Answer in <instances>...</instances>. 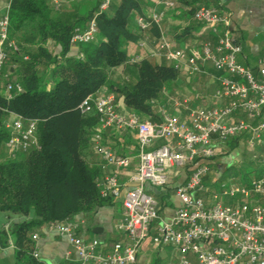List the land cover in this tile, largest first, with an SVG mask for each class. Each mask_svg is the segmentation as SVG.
Here are the masks:
<instances>
[{
  "label": "built area",
  "instance_id": "built-area-1",
  "mask_svg": "<svg viewBox=\"0 0 264 264\" xmlns=\"http://www.w3.org/2000/svg\"><path fill=\"white\" fill-rule=\"evenodd\" d=\"M179 0H158L160 11L139 16L136 26L143 37L138 42L144 48L151 41L150 30L159 27L167 11L175 9ZM56 7L59 0H52ZM110 0H102L100 11L108 8ZM11 0L0 10V81L10 49L18 51L9 39V8ZM194 19L216 37V41H204L199 49H177L163 35L154 39L153 57L165 59L178 72L189 77L204 74L205 66L218 73L215 101L222 106L204 108L191 106L183 98L177 106L187 113V119L166 116L159 123L143 121L137 116L126 120L116 111L115 96H87L78 109L81 114L96 112L100 128L127 127L135 131L138 145V168L132 178L135 187L122 198V219L117 229L125 240L110 245L94 239L85 243L77 234V223L66 218L55 222L52 228L66 239L78 264H135L142 242L149 236L152 225L160 222L157 243L171 246L177 251L176 264H264V171L245 181L217 180L211 183L206 177L211 172L215 157L213 139L225 144L233 138L248 135V146L254 148L264 135V65L254 74L242 66L237 56L242 52L228 31L229 19L219 8L201 6L194 12ZM98 29L96 17L84 28L76 27L70 38L71 48L95 41ZM78 57H82L78 53ZM27 60V56L24 57ZM139 60L135 56L129 63ZM21 88L7 82L3 94L8 99L12 91ZM5 123L9 131L6 143L8 152L25 153L36 145V121L12 114ZM157 145V143H159ZM92 147L99 157L101 169L129 167V160L114 154L94 135ZM188 168L184 184L175 189L181 206L168 221H161L158 203L145 190V185L164 188L175 169ZM102 199H117L121 187L114 172L96 180ZM10 226H4L8 231ZM37 239L36 235L32 237ZM4 247L0 242V251ZM38 258V253L33 252Z\"/></svg>",
  "mask_w": 264,
  "mask_h": 264
},
{
  "label": "trees",
  "instance_id": "trees-1",
  "mask_svg": "<svg viewBox=\"0 0 264 264\" xmlns=\"http://www.w3.org/2000/svg\"><path fill=\"white\" fill-rule=\"evenodd\" d=\"M59 1L56 7L52 0H11L9 8V39L18 51H8L3 72L6 82L18 85L21 91L14 89L9 99L0 91V212L31 219L8 231L3 228L0 242L7 247V237L12 235L16 256L25 257L27 264H39L33 257L30 237L34 228L71 219L101 204L95 173L83 158V150L91 145L98 125V115L94 111L81 114L78 106L82 100L106 87L115 101L122 98L139 118L159 123L161 114H155L154 108H166L165 93H174L179 77L163 58L129 63L132 47L138 46L143 37L137 26V32L130 30L133 12L139 10L146 15L144 8L149 9L153 0H110L104 11L99 9L102 0H95L84 14L65 12ZM217 5V0H179L175 9H187L183 32L190 34L202 25L194 19L197 8ZM93 17L98 29L95 41L79 45L72 55L73 30L84 28ZM55 46L58 49L54 52ZM118 68L123 78L112 80L111 73ZM44 70L50 71L49 89L44 88ZM12 114L36 121V145L3 160L10 136L5 123L12 121ZM247 139L246 134L233 138L227 142L228 148H236ZM259 150L263 159L264 146ZM260 167L245 173L234 169L230 175L233 181H245L259 176L264 165Z\"/></svg>",
  "mask_w": 264,
  "mask_h": 264
},
{
  "label": "crops",
  "instance_id": "crops-1",
  "mask_svg": "<svg viewBox=\"0 0 264 264\" xmlns=\"http://www.w3.org/2000/svg\"><path fill=\"white\" fill-rule=\"evenodd\" d=\"M6 2L7 0H0V10L4 9ZM152 2L154 6L146 12V15L153 11L157 12L161 10L158 0H153ZM217 3L216 8H219L229 19L228 31L231 37L242 48V52L237 56L238 62L242 66L249 68L254 74H257L259 67L264 65V0H217ZM89 8L88 2L83 0H61V9L65 12L84 14ZM186 11L185 7L178 6L174 11L166 13L160 26L150 30L151 41L147 43L146 48L141 49L136 46L133 56H138L139 60L141 58L159 60V57L152 56V51L155 49L154 39H157L159 35H163L175 48L186 51L199 49L201 43L207 40L215 42L216 37L202 25L198 29L192 30L190 34L183 32V29L187 26ZM57 49L58 47L55 46L53 51L55 52ZM75 51V49L71 48L72 55L75 54ZM204 68L206 71L204 74L193 77L192 81L199 82L196 84V90L192 89L193 92L185 93L182 88L176 87L174 91L175 95L165 93L167 96V106L164 109L155 107V114H161L162 120L166 116H177L182 120H186L187 113L177 106V102L183 98L188 99L191 106L211 108L224 105V101H215L213 97L217 88L215 78L218 76V73L210 65ZM179 76V78L181 76L186 77L188 80L191 78L182 71L179 72ZM122 78L123 74L120 68L113 70L111 73L112 80H120ZM42 79L44 81V88L49 89L52 82L49 70H44ZM6 80L7 77L3 72L0 81L2 83L0 84V91L3 90ZM11 80H16L15 74L11 75ZM107 94H110V92L104 87L89 96L96 98ZM115 106L117 113L126 120L132 116L139 118L138 115L125 106L122 98H116ZM140 119L149 121L146 118L140 117ZM94 135H99L101 144L111 149L114 154L127 158L130 163L129 167L102 170L99 157L95 154L92 147ZM93 136L91 137V145L83 150V158L87 166L95 173V180L101 179L107 173L114 172L121 187V195L117 199H102L100 206L96 207L93 211L79 213L71 219L77 223V234L83 242L89 243L96 239L101 244L110 245L114 241L125 240V236L117 229V226L122 219L123 195L126 191L135 187L132 178L136 175L138 168V145L134 130L127 127L121 129L114 127L102 129L99 126V119ZM247 141L248 139L240 141L239 145L249 147ZM227 142L221 144L215 138L213 139L215 157L211 163V172L206 177L208 183L221 180L220 177L226 173L227 167L225 168L223 165L222 156L229 149ZM261 145L264 146V135L256 146L259 147ZM261 154L260 152V156ZM188 172V168L172 170L169 183L164 188H154L150 185H145V190L153 195L158 203L161 221L170 220L175 210L181 206L180 200L175 195V189L177 186L185 183ZM30 219L31 216L25 217L0 212V231L7 224L12 227ZM159 224L160 222L158 221L152 225L149 236L142 242L138 250L135 264H176L178 257L176 249L157 243L156 238ZM33 235L37 236L36 240L32 238ZM30 237L34 247L33 252L38 253L36 260L39 264H78L76 256L66 239L58 235L51 224H43L34 228ZM14 240L15 238L12 235L7 237L8 246L0 251V264H27L25 257L22 255L20 257L16 256Z\"/></svg>",
  "mask_w": 264,
  "mask_h": 264
},
{
  "label": "rangeland",
  "instance_id": "rangeland-1",
  "mask_svg": "<svg viewBox=\"0 0 264 264\" xmlns=\"http://www.w3.org/2000/svg\"><path fill=\"white\" fill-rule=\"evenodd\" d=\"M83 1L88 2V5L90 8L93 6V4L95 2V0H83ZM148 8L149 9L144 8L145 13L148 12V10H151L153 8V4H150V6ZM133 13L134 14H133V18L131 20L130 30L133 32H137L136 31V19L139 16H143L144 13L140 14L141 12L139 10L135 11ZM135 46H136V44H134V46L132 47L133 52H131V55H130L131 57L135 54L134 53V49H135L134 47ZM131 57L129 59H131ZM143 57H145V55H143ZM150 61H153V60H150ZM179 77L176 81V87L182 88L185 91V93L193 92L192 89H195V90L197 89L196 84L199 82L196 83L195 81H192L193 77H191L189 80L186 77H182V76H181V78H179ZM0 84H2V83H0ZM174 91H175V89H174ZM35 140H36V138H35ZM239 146H241V147L238 148V146H237L236 148L227 149V151L224 152V155L222 156L223 165L225 166V168L232 166V169L228 173H225V177H220L221 179L228 177L227 180L233 181L234 177H231L230 173L232 174L234 169L235 170L237 169V170L245 173V172L252 171L253 168L258 169L260 166L262 167L264 165V158L260 159V152H259L258 146H255L254 148L244 147V146L242 147V145H239ZM14 154H16V153L7 151L3 155L2 159L4 160L6 158H11L12 156H14ZM258 164H259V167L257 166Z\"/></svg>",
  "mask_w": 264,
  "mask_h": 264
}]
</instances>
